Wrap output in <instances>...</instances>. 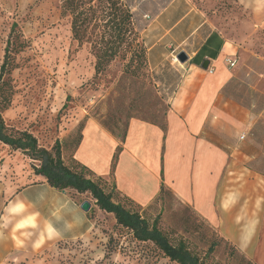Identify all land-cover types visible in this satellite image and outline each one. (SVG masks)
Masks as SVG:
<instances>
[{
	"label": "crops",
	"instance_id": "0c3cea01",
	"mask_svg": "<svg viewBox=\"0 0 264 264\" xmlns=\"http://www.w3.org/2000/svg\"><path fill=\"white\" fill-rule=\"evenodd\" d=\"M149 1L124 0L164 97L166 129L132 119L118 139L91 117L73 158L96 177L111 178L139 207L163 185L246 257L264 263V170L254 167L264 166V0H234L238 9L226 18L209 16L194 0L158 8ZM227 60L236 64L230 68ZM102 154L107 161L100 164ZM27 175L25 183L22 175L0 172V264H43L47 248L83 238L96 223L92 216L103 212L88 194ZM18 203L24 208L10 211ZM28 218L35 227L20 226Z\"/></svg>",
	"mask_w": 264,
	"mask_h": 264
},
{
	"label": "rangeland",
	"instance_id": "374dc122",
	"mask_svg": "<svg viewBox=\"0 0 264 264\" xmlns=\"http://www.w3.org/2000/svg\"><path fill=\"white\" fill-rule=\"evenodd\" d=\"M151 1L158 8L168 0ZM194 2L218 18L238 9L234 0ZM60 6L59 0H0V69L5 54L9 55V72L2 79L0 92L10 99L1 113L6 126L31 133L41 147L51 149L59 143L62 158L74 165L71 156L86 119L96 118L122 139L130 120L159 124L167 109L146 66L134 64L125 69L126 60L117 58L96 74L94 57L88 47L72 41L68 18L61 15ZM0 101L3 104L1 97ZM119 152L117 149L111 155V164L115 159L116 165ZM98 158L100 164L107 161L104 154ZM32 165L37 163L0 143L2 174L22 175L27 183ZM254 167L264 170V166ZM105 182L110 189L112 179ZM116 199L150 222L157 219L169 240L183 241L201 264H264L246 259L174 196L166 194L148 207L121 196ZM92 217L96 223L90 233L47 248L43 264H176L151 243L137 242L129 230L116 225L112 214L98 211Z\"/></svg>",
	"mask_w": 264,
	"mask_h": 264
},
{
	"label": "trees",
	"instance_id": "16d2710c",
	"mask_svg": "<svg viewBox=\"0 0 264 264\" xmlns=\"http://www.w3.org/2000/svg\"><path fill=\"white\" fill-rule=\"evenodd\" d=\"M59 1L61 2V15L68 18L72 41H75L79 47L86 46L89 48L91 55L95 59L94 69L96 74L105 71V68L117 58L126 60L125 69L130 68L134 64L136 67L146 66V48L143 46L138 31L134 29V15L124 0ZM8 46L9 42L7 43V48ZM8 59L9 55L6 53L0 69V90L4 86L3 77L9 72L7 70ZM153 87L155 88V86ZM0 97L3 99V104L0 101V143L12 151H20L28 159L36 162L37 165H32L35 175L43 176L47 183L56 189H70L79 194H88L91 200L94 201V205L101 211L113 215L116 225L129 230L131 236L137 242L151 243L170 262H175L176 264H201L198 256L188 250L183 241L171 242L169 240L168 236L159 229L157 219L150 222L138 211L117 201L116 198H119L120 194L114 185L110 189L106 188L105 180L101 177H96L88 168L75 161L73 154L71 157L75 162L74 165L67 164L62 158L59 143L56 142L51 149L43 148L37 143L36 138L31 133L6 126L1 112L9 106L10 99L3 92H0ZM148 123L158 125L163 131L166 129L164 120L159 124L155 122ZM83 124L76 140L74 151L80 144L81 133L84 128ZM110 132L112 133V131ZM114 166L115 159L111 164L112 170ZM160 188L156 198L146 207L150 206L156 199L163 198L166 194L174 196L163 185ZM114 190L116 193H114ZM126 199L129 200L128 198ZM192 211L199 217L193 209ZM201 219L206 221L203 218ZM214 231L217 233L215 229ZM217 235L247 259L239 249L235 248L223 236L219 233Z\"/></svg>",
	"mask_w": 264,
	"mask_h": 264
},
{
	"label": "clouds",
	"instance_id": "9594fccd",
	"mask_svg": "<svg viewBox=\"0 0 264 264\" xmlns=\"http://www.w3.org/2000/svg\"><path fill=\"white\" fill-rule=\"evenodd\" d=\"M23 208H24V205H23L22 203H18V204H16V205L12 206V207L10 208V211L15 212V211H17V210H22ZM20 226H21V227H24V226H32V227H35L36 225H35V223H34V219H32V218H28V219H25V220L21 223ZM48 229H49V231H50L51 233H54V234H56V235H59V233H56L55 229H53V228L51 227V225L48 226Z\"/></svg>",
	"mask_w": 264,
	"mask_h": 264
},
{
	"label": "water",
	"instance_id": "95a60500",
	"mask_svg": "<svg viewBox=\"0 0 264 264\" xmlns=\"http://www.w3.org/2000/svg\"><path fill=\"white\" fill-rule=\"evenodd\" d=\"M177 60L180 61L181 63H184V61L186 60V55L183 53H179L176 56ZM206 67V66H205ZM81 208L84 211H88L90 209V205L88 204V202L84 201L81 203Z\"/></svg>",
	"mask_w": 264,
	"mask_h": 264
},
{
	"label": "built area",
	"instance_id": "2783aa9c",
	"mask_svg": "<svg viewBox=\"0 0 264 264\" xmlns=\"http://www.w3.org/2000/svg\"><path fill=\"white\" fill-rule=\"evenodd\" d=\"M228 66L231 68L236 64L235 60H227ZM241 139H243V136L240 137Z\"/></svg>",
	"mask_w": 264,
	"mask_h": 264
}]
</instances>
